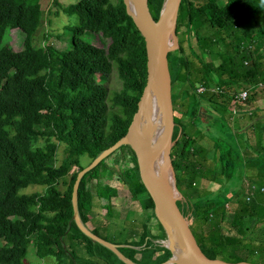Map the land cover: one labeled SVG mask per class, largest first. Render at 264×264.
Masks as SVG:
<instances>
[{
    "label": "trees",
    "instance_id": "1",
    "mask_svg": "<svg viewBox=\"0 0 264 264\" xmlns=\"http://www.w3.org/2000/svg\"><path fill=\"white\" fill-rule=\"evenodd\" d=\"M50 2L64 15H75L77 24L68 28L66 38L47 35L42 46H34L32 38L47 11L45 4L0 0V264H25L30 245L38 259L51 257L55 264H128L123 258L140 264L130 253H136L149 237L142 223L121 242L103 236L96 227L86 228L92 223L93 209L111 215V198L117 189L108 178L123 180L120 166L133 172L140 191L149 198L129 147L114 150L84 173L77 185L83 198L79 222L114 250L87 236L73 221L71 193L77 173L85 167L79 158L86 156L90 163L127 131L146 83L144 40L122 0H78L64 7L57 0ZM164 2L148 0L155 21ZM7 29L22 33L16 50L2 44ZM84 33L98 35L105 48L83 41ZM175 35L178 48L167 55L174 113L171 148L178 150L181 159L174 172L188 175L182 197L195 201L188 227L207 257L264 264V128L252 125L244 136L248 155L236 143L237 134L224 136L221 130L219 137L216 133L211 141L216 157L208 168L194 159L192 144L200 134H186L196 127L203 97L193 94L196 85L215 89L208 102L215 124L221 127L228 123L226 115L231 117L228 104L238 90L248 91L245 105L251 108L252 118L263 112L259 101L264 99V88L257 84H264V0H181ZM50 38L66 47L57 49ZM113 67L121 88L110 98L116 112L107 118L105 81ZM59 145L64 156L57 163ZM217 157L230 163L231 175L224 186L212 191L207 186L218 181ZM73 167L76 170L71 171ZM239 172L241 181L236 180ZM249 185L263 192L255 191L246 201ZM29 186L43 190L22 193ZM175 186L180 191L177 177ZM241 192L244 197L239 201ZM94 197L100 201L98 208ZM226 204L232 209L226 210ZM151 215L165 239L153 210ZM149 250L155 256L153 264L171 258L165 247L154 242Z\"/></svg>",
    "mask_w": 264,
    "mask_h": 264
},
{
    "label": "rangeland",
    "instance_id": "2",
    "mask_svg": "<svg viewBox=\"0 0 264 264\" xmlns=\"http://www.w3.org/2000/svg\"><path fill=\"white\" fill-rule=\"evenodd\" d=\"M78 0H57L60 7H64L70 4L76 3ZM112 2H116L117 0H111ZM42 2L45 4V11L43 13V17L41 20V24L35 34L33 35L32 42L34 46H42L45 37L47 35H51L52 37L59 34L62 38H66L69 34L68 28H71L77 24V18L75 15H64L61 13V11L53 5V3L46 2V0H42ZM56 11H58V14H54ZM22 40V33L19 30H11L7 29L4 34L3 38V45H7L12 50H16L20 47ZM82 40L90 43L96 48H102L104 49L106 46L105 41H103L98 35H95L93 33H84L82 35ZM49 43H51L54 47L57 49H64L66 47V44L60 42L59 40L55 38H50ZM191 43L194 49H197L193 39L191 38ZM104 77H102L99 82L103 81ZM105 86L107 88V112L106 116L107 118L114 112H116L115 109H112L110 106V98L112 97V94L114 92H117L121 88V83L116 76L115 68L113 67L107 81H105ZM198 85H196L197 87ZM179 87L176 86L174 88V91H178ZM186 95V93H183ZM192 95V94H191ZM188 96V95H187ZM211 96V93H205L203 94V97L201 96V103H200V110L198 113V118L195 120V128H188L187 135L195 137L196 132L197 134H200L198 137L195 138L192 148L194 149V159L196 162H198L201 166H204L206 168L211 167L212 163L214 162V158L216 157L215 152L212 149V142L213 139L216 138L215 134L220 137H222V133L220 132L223 130L224 136L232 135V132H234L237 138L236 143L239 145L241 151L245 153V155H248V152L244 148L243 144V138L248 132V130L251 128V124L256 120V117L252 118V112L251 114L247 113V110L243 112H239L236 115H232L231 117H228L226 115V121L228 122L224 127H221L220 125L215 124L216 117L214 116V112L212 109L209 108V97ZM190 98H195L193 95ZM230 108V105L228 104V109ZM239 105L236 106V109L238 110ZM251 110V108H249ZM252 111V110H251ZM244 116V119L240 120L239 116ZM246 125V126H245ZM242 127H244L242 129ZM261 127V124L259 125V128ZM242 129V130H241ZM231 131V132H230ZM262 139H264L263 134ZM226 142V139H224ZM212 141V142H211ZM224 144V142L222 143ZM174 152V153H173ZM178 150H175L174 148L170 149V167L167 163V171L166 175L167 178L172 181V177L176 179L179 178L180 183L182 184V187H180V191L175 188V194L177 196V204L178 206L184 211L185 219L189 222L191 220L192 216V210L195 206L194 200H184L182 197L185 195V187L188 181V175L186 173H182L181 171H175L178 170L179 165L181 163V159L177 157ZM64 156L63 153V147L61 145L57 148V155L56 160L57 163L60 162L62 157ZM174 162H171L172 160ZM218 163H217V173L219 175L218 181L215 184H209L207 186L208 189L212 191H216L219 189V187H222L226 184V182L229 180L230 173V163L225 161L224 157H217ZM216 159V160H217ZM89 163V160L86 156H82L79 158V164L81 166H87ZM108 164L112 163L111 159L108 160ZM123 180H109L108 181L110 185L114 186L117 189L116 196L111 198V201L114 205V207L111 208L112 213L111 215L104 216L101 215L98 211L94 210L91 213L92 223L88 224L91 227H96L101 231V234L109 239H114L115 241H125L128 238L131 237V230L138 229L139 224L142 223L144 225V228L146 229V232L148 234V238L145 241V244L142 247H138L134 249L135 252H131V257H138L142 259L143 264H152L150 263V258L154 256L150 250H149V244L150 242H154V244H159L164 247L166 245L167 239L165 235V239L161 233V231L157 230V222L154 220V218L151 215L152 212V204L145 195L142 194L140 191L134 174L131 170L127 169V167L120 166L119 167ZM76 170L75 167L71 169V171ZM243 177V173L239 172L236 175V180H240ZM242 180V179H241ZM240 180V181H241ZM100 185H103V182L100 183ZM237 186L239 187V182H237ZM59 189L63 188L62 183L59 182L58 185ZM43 189L42 187L38 186H29L28 188L24 189L22 193H32V192H41ZM239 201H242L243 199V192L240 193ZM135 196V197H134ZM77 204L78 208H83V198L82 194L80 192H77ZM100 204V201L97 198H93V205L95 208H98ZM232 206L229 205L228 210H231ZM102 213L105 212V210L101 211ZM212 219V217H210ZM138 223V224H136ZM156 241V242H155ZM167 249V248H166ZM170 253L171 251L167 249ZM173 256L175 255L174 252H172ZM25 264H55V261L51 257L44 258L42 260L38 259L35 254L32 246L30 245L27 250V255L24 261ZM180 264V263H175Z\"/></svg>",
    "mask_w": 264,
    "mask_h": 264
},
{
    "label": "water",
    "instance_id": "3",
    "mask_svg": "<svg viewBox=\"0 0 264 264\" xmlns=\"http://www.w3.org/2000/svg\"><path fill=\"white\" fill-rule=\"evenodd\" d=\"M122 1L126 13L131 17L144 40L146 52V83L126 133L77 173L71 193L73 221L87 236L114 250L112 245L91 235L79 222L77 217V185L84 173L97 166L110 153L121 146H128L134 160L139 181L153 204L155 217L164 229L167 241L173 237L176 238L180 248L187 257L185 264H252L247 262L229 263L218 258L207 257L200 251L188 227V222L181 214L177 205L175 178L174 176L172 177L170 184L166 171L161 169V165H163L165 160L170 167L169 154L174 128V113L171 101V82L167 55L169 52H173L178 48L175 29L181 0H165L156 21L153 19L149 10L148 0H133L137 9L138 19H135L129 12L128 2L126 0ZM155 85L158 87L157 102L164 122L165 151L160 157L159 168L153 172L145 156L140 129L147 102ZM164 247L170 250L167 245H164ZM170 251L171 258L162 264L171 263L173 254L172 250ZM123 261L128 264H134L124 258Z\"/></svg>",
    "mask_w": 264,
    "mask_h": 264
},
{
    "label": "bare ground",
    "instance_id": "4",
    "mask_svg": "<svg viewBox=\"0 0 264 264\" xmlns=\"http://www.w3.org/2000/svg\"><path fill=\"white\" fill-rule=\"evenodd\" d=\"M128 2L129 12L138 19V13L133 0H126ZM158 87H153L152 93L147 102L143 120L141 122V142L143 144L147 162L153 172L159 168V160L165 151L164 138V122L157 102ZM161 169L167 171V161L161 165ZM171 184V180L169 179ZM167 247L175 253L171 259L170 264L180 263L185 264L187 261L186 255L180 248L176 238H172L166 242Z\"/></svg>",
    "mask_w": 264,
    "mask_h": 264
},
{
    "label": "built area",
    "instance_id": "5",
    "mask_svg": "<svg viewBox=\"0 0 264 264\" xmlns=\"http://www.w3.org/2000/svg\"><path fill=\"white\" fill-rule=\"evenodd\" d=\"M258 88H264V84L263 83H258L257 84ZM215 91V89L213 88H208L205 85H198L197 87H195V90L193 91V94H195L196 96H200L203 95L205 93H213ZM248 97V91L246 89H241L236 91L233 94V98L230 100V108L229 111L232 115H236L238 113L239 110L236 109V106L239 105V107L245 108V111L247 110L248 114H251V110H249V107L245 105L246 99ZM260 191L263 192V188H258L255 185H249L247 187V195L245 196L246 201H248L250 199V196H252V194L255 191ZM229 206L228 204L225 205V209L228 210Z\"/></svg>",
    "mask_w": 264,
    "mask_h": 264
},
{
    "label": "crops",
    "instance_id": "6",
    "mask_svg": "<svg viewBox=\"0 0 264 264\" xmlns=\"http://www.w3.org/2000/svg\"><path fill=\"white\" fill-rule=\"evenodd\" d=\"M259 108L261 109V110H263V112H261L258 116H256V120H254V122L251 124V126L252 125H254V127H256V125L257 124H261V127H263L264 128V99H262L261 101H259ZM245 111V108H242L241 110H240V112H243L244 113V111ZM237 116H239V114L237 115ZM239 118H240V120H242V119H244V116H239ZM246 126V125H245ZM244 127H242V129H243ZM241 129V130H242ZM254 132H256V130L254 129ZM262 133H264V129H263V132ZM261 146H263L264 147V139H263V141L261 142ZM156 242V241H155ZM154 257L155 256H152L151 258H150V263H152L153 262V259H154ZM136 260H138L139 262H140V264H143V261H142V259H140V258H138V257H136L135 258ZM153 264V263H152Z\"/></svg>",
    "mask_w": 264,
    "mask_h": 264
}]
</instances>
